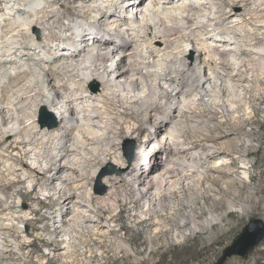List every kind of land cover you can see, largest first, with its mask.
Masks as SVG:
<instances>
[{
    "label": "bare ground",
    "instance_id": "6f19581e",
    "mask_svg": "<svg viewBox=\"0 0 264 264\" xmlns=\"http://www.w3.org/2000/svg\"><path fill=\"white\" fill-rule=\"evenodd\" d=\"M109 4L92 11L89 5L76 4L72 9L69 0H0V201L8 200L10 188L23 183L24 177L32 182L42 171L44 186L50 184L65 195L57 211V231L78 234L85 226L102 237L107 229L100 227L98 212L107 208L109 195L94 193L89 180L108 156L120 162L114 150L134 131L129 120L155 106L165 87L170 95V102L165 100L168 114L149 127L165 131L160 143L166 158L157 160V171L152 158L158 153L148 152L136 160V165L142 162L135 177L141 185L136 183L131 194L137 192L141 200L150 197L161 208L158 237L168 236L177 226L184 194L192 209L190 219L204 218L202 209L196 211L204 191L218 202L222 222L231 227L228 219L236 216L229 208L236 200L244 201L247 186L238 185L233 161L219 157L215 146L196 151L185 140L218 139L223 134L220 127L211 130L209 125L220 115L244 117L249 107L246 94L251 88L254 92L255 83L264 85V0H113ZM92 83L101 87L98 93L90 89ZM262 99V94L253 96L254 101ZM44 111L55 115L57 127L43 123ZM233 127L226 136L244 131L238 123ZM149 136L141 149L153 144L155 138ZM241 142L224 145L231 152ZM21 155L33 158L35 166L17 158ZM211 160H216L211 171H218L217 177L204 169ZM237 160L244 179L250 177L248 159ZM119 167L126 168V163ZM18 173L24 177L18 178ZM212 178L233 199L212 195L217 189ZM105 179L114 189L123 182L115 176ZM259 187L256 195L262 198L264 189ZM17 195L24 202L40 200L33 191L23 196L19 190ZM71 210L75 213L67 221L64 214ZM88 213L94 215L92 219L86 218ZM164 213L171 215L173 224H166ZM217 228L197 232L195 254L212 251L228 236L229 229ZM73 239L70 235L65 241L68 247ZM2 242L0 236V249ZM170 249L167 246L159 262L183 263L186 249L177 248L169 255Z\"/></svg>",
    "mask_w": 264,
    "mask_h": 264
},
{
    "label": "rangeland",
    "instance_id": "374dc122",
    "mask_svg": "<svg viewBox=\"0 0 264 264\" xmlns=\"http://www.w3.org/2000/svg\"><path fill=\"white\" fill-rule=\"evenodd\" d=\"M112 1L92 0L90 3L85 4L80 3L79 0H69V7L75 9L77 5H89L92 11L93 9L98 11L109 6ZM238 10L243 12L241 9ZM64 11L65 9L60 10V12ZM261 33L264 35V30ZM254 83L255 81L252 82L251 86ZM97 86L99 85L92 83L90 84V89L98 93L101 87L99 86L97 90ZM254 86V92L251 88L252 92L249 91L246 94V100L249 102L246 105L249 107H246L248 109L244 117L242 115H220L209 125L211 130L220 127L219 129L223 134L218 139L194 143L191 140L189 142V139L185 140L186 146L194 147L196 151L208 146H215L219 157L228 156L227 158L233 161L236 167L233 175L239 182L238 185L242 183L247 186L248 191L244 201L236 200L235 206L229 208V211L236 216L228 219L231 222V227L222 222V212L217 209L218 202L213 198L209 199L206 191L197 200L198 210H196L199 213L203 211L204 218L196 220L197 222L190 219L192 215L191 205L189 204L188 196L186 197L184 194L186 190L182 189L184 200L181 203L182 208L178 209L180 211L176 216L175 224L177 226L173 228L168 236L158 237L161 229L157 228L162 216L161 213L157 214V212L161 208L154 206L149 200L150 197L146 198V200H141L140 197H137V192L131 194L130 190H136V183L141 185V180L135 177H137L140 170L139 164H142V162L140 161L136 165V160H139L140 157H146L148 152L152 153H149L150 155L158 153L152 158V165L155 167L154 171H157V160L161 162L166 158L164 145L160 143L165 131L160 132L149 127L157 125L158 117H163L167 113L165 105L166 101L167 103L170 102V95L167 93L166 88L162 87L161 100L155 106L136 113L134 119L129 120L134 131L128 134V138L117 142L120 145L115 148L116 151L114 150L116 158L120 162L112 159L113 156H108L107 162L102 165L98 174L91 176L89 180V188H93L94 193L102 196L109 195L105 203L107 208L98 212L100 216L98 223L100 227H106L107 233L102 237H98L96 232L86 229L85 226L78 229V234H73L72 232L68 234L63 230L58 232L59 213L57 211H59V207L65 201L64 193L58 194L59 192L54 191V186L50 184L45 187L42 171L35 175V179L32 182L26 181V178L24 176L23 178L21 173H18V178L22 177L24 182L10 188L8 200L0 201V236L1 242L3 241L2 249H0L2 250L0 252V264H161L159 262L160 257L165 252L167 254V246L172 247L169 255H173L177 248L186 249V252H182L184 261L181 264H264V256H259V252L264 251V241L247 256H233L222 262L226 249L243 233L244 228L251 221L262 220L264 222V203L263 205L262 203L260 204L261 200L264 201V193L261 195L262 198L256 195L257 190L260 188L259 186L264 189V85L255 83L253 88ZM261 94L263 95L261 101L253 100V96ZM127 108L131 112L133 111L132 107L131 109L130 107ZM175 114L177 115L178 113ZM171 115L173 116V114ZM55 119L59 125L55 115L48 112L45 125L53 124ZM236 123L243 126L244 131L240 134L233 131L232 135L226 136L225 132L234 129L233 126ZM149 134L151 135L149 136L150 138H155L153 144L148 149H141L143 144L141 142L144 141V138L148 139L146 136ZM238 139L242 140L240 146L236 147L235 150L232 149L233 153L232 151L229 152L228 147L224 144H228V146L234 145ZM246 142L247 144H245ZM131 151H133V158L130 162L128 153L131 154ZM241 156H245L249 164L248 172L250 177L245 179L241 165L237 160ZM17 158L31 166H35L33 158L29 159L24 155ZM209 162L204 169L208 170L212 177H217L219 172L216 170L211 171L216 160ZM123 163H126V168L124 169L119 167V164L122 165ZM109 176H115L119 182H123L119 183L117 188L114 189L111 184L108 185L106 182L105 178ZM211 180L217 187L212 195L216 194L218 199H233L232 195L228 196L225 193V189L222 188L216 179L212 178ZM19 190L22 191L23 196L33 191L34 196H37L40 200L24 202L22 197L17 195ZM113 191H118L120 193L119 197L111 195ZM205 207H207V210ZM74 213L73 210L67 211L64 214L65 220L69 221ZM164 214L165 218H167L165 220L166 224H173L171 215ZM85 216L92 219L94 215L88 213ZM145 220L149 222L143 223ZM184 220L188 223L187 227H183ZM213 225L218 227V230L229 229L228 236L217 244L215 249L198 256L200 252L198 254L193 252L194 247L197 246L198 239H195L197 232L201 229L210 231ZM12 226L14 227L13 229L11 228ZM8 228H11V230ZM259 230H261V227L257 226L254 232L257 233ZM70 235H73L74 239L70 243L72 246L68 247V243L65 241L69 240ZM179 236L180 238H178ZM209 237L210 234L205 236V238ZM198 244L202 246V241L200 240Z\"/></svg>",
    "mask_w": 264,
    "mask_h": 264
},
{
    "label": "water",
    "instance_id": "95a60500",
    "mask_svg": "<svg viewBox=\"0 0 264 264\" xmlns=\"http://www.w3.org/2000/svg\"><path fill=\"white\" fill-rule=\"evenodd\" d=\"M99 86H97L98 90ZM47 111H44L42 114V121L46 124V115ZM51 127H57L58 122L56 119L53 124H50ZM128 153V152H127ZM130 162L133 158V151L131 154L128 153ZM106 191V190H105ZM261 227L257 233L254 232L256 227ZM264 241V222L262 220H253L245 228L243 233H241L234 241V243L228 247L225 251L222 262L226 261L228 258L233 256H247L250 254L256 247H258Z\"/></svg>",
    "mask_w": 264,
    "mask_h": 264
}]
</instances>
